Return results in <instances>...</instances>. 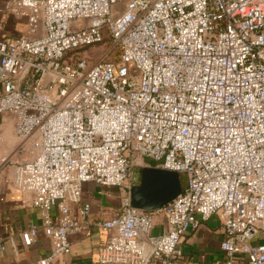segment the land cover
Instances as JSON below:
<instances>
[{"label":"built area","instance_id":"obj_1","mask_svg":"<svg viewBox=\"0 0 264 264\" xmlns=\"http://www.w3.org/2000/svg\"><path fill=\"white\" fill-rule=\"evenodd\" d=\"M12 1L28 30L0 34V113L32 140L34 157L11 181L33 194L52 241L40 264L69 253V235L84 229L86 182L126 190L96 222L115 230L98 249L103 264H176L183 237L216 213L226 264L241 254L264 264V242H251L264 232V0ZM108 42L114 59L90 62L84 52ZM146 158L188 177L162 207L132 203ZM8 181L0 173V193ZM37 235L21 231L26 246Z\"/></svg>","mask_w":264,"mask_h":264},{"label":"crops","instance_id":"obj_2","mask_svg":"<svg viewBox=\"0 0 264 264\" xmlns=\"http://www.w3.org/2000/svg\"><path fill=\"white\" fill-rule=\"evenodd\" d=\"M27 30V13L17 11L12 0H0L1 36L8 39ZM15 125L13 112L0 113V173L10 179L3 183L0 193V264H40L41 259L51 254L53 245L42 229L40 209L32 204L33 194L22 191L11 181L15 168L34 157L32 140L22 141L15 134ZM125 193L126 190L120 187L86 182L82 199L91 203V213L84 219V229L69 235L71 251L57 256L52 264H103L98 249L115 230L103 231L96 222L109 218ZM71 213L78 217L77 204H71ZM58 215V210H54L53 216L57 218ZM31 227L38 229V235L31 246H26L21 231ZM164 228V216H157L152 234H159ZM224 238L223 217L216 213L198 230L183 237L180 243L182 256L176 264H226V252L221 247ZM251 242H264V232L254 236ZM149 264L160 263L153 261ZM236 264H247L246 256L238 255Z\"/></svg>","mask_w":264,"mask_h":264},{"label":"water","instance_id":"obj_3","mask_svg":"<svg viewBox=\"0 0 264 264\" xmlns=\"http://www.w3.org/2000/svg\"><path fill=\"white\" fill-rule=\"evenodd\" d=\"M184 172L164 170L144 166L141 181L131 190L133 205L143 209L162 207L184 192L188 186V177Z\"/></svg>","mask_w":264,"mask_h":264},{"label":"rangeland","instance_id":"obj_4","mask_svg":"<svg viewBox=\"0 0 264 264\" xmlns=\"http://www.w3.org/2000/svg\"><path fill=\"white\" fill-rule=\"evenodd\" d=\"M121 8V5H117V6H114V11L115 13H118L119 9ZM111 43L108 42L107 44H99V45H96V46H93L91 48H88L86 50V52H84V54L87 55V57L89 58V61L90 62H96L100 59H114V54H115V51L110 49L111 48ZM106 52H109V54L107 56H105ZM102 57H105V58H102ZM146 161L150 163V166L151 167H154L155 165V161L151 158H146ZM142 166H137L135 167L134 171L137 175V184L140 183L141 181V171H142ZM183 179H186V176L185 174L183 173Z\"/></svg>","mask_w":264,"mask_h":264}]
</instances>
